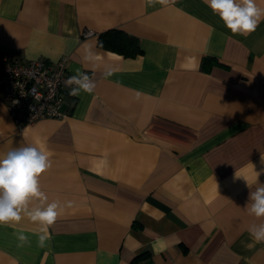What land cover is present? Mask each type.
I'll return each instance as SVG.
<instances>
[{
    "label": "crops",
    "instance_id": "1",
    "mask_svg": "<svg viewBox=\"0 0 264 264\" xmlns=\"http://www.w3.org/2000/svg\"><path fill=\"white\" fill-rule=\"evenodd\" d=\"M110 29L141 53L99 48ZM63 57L96 84L68 90L66 118L19 131L0 92V155L33 145L52 161L28 210L62 205L44 247L23 213L0 224V264H264L248 211L264 186V21L243 36L204 0H0V59Z\"/></svg>",
    "mask_w": 264,
    "mask_h": 264
},
{
    "label": "clouds",
    "instance_id": "2",
    "mask_svg": "<svg viewBox=\"0 0 264 264\" xmlns=\"http://www.w3.org/2000/svg\"><path fill=\"white\" fill-rule=\"evenodd\" d=\"M152 4L154 0H148ZM162 5H168L172 0H158ZM207 6L223 22L233 35L247 36L254 32L261 21H264V8L257 5L256 0H204ZM102 46V45H101ZM94 53L91 46L86 49L85 61H91ZM106 76L112 75L109 69ZM70 96H79L81 92L93 93L96 87L93 79L79 70L64 81ZM264 164V156L261 157ZM52 167L49 154L33 145L20 146L0 155V224L19 222L22 213L30 221L39 223L42 228L38 236V245L44 247L51 239L48 226H51L60 215L62 205L59 201L47 203L46 207H35L28 210L33 198L46 202L48 197L41 191L40 176ZM264 171V170H262ZM260 175V173H257ZM249 214L257 218L264 217V186L256 188L249 195ZM72 202H68L71 206ZM249 233L256 243H264V223L253 224ZM21 242H28V236L20 234Z\"/></svg>",
    "mask_w": 264,
    "mask_h": 264
},
{
    "label": "built area",
    "instance_id": "3",
    "mask_svg": "<svg viewBox=\"0 0 264 264\" xmlns=\"http://www.w3.org/2000/svg\"><path fill=\"white\" fill-rule=\"evenodd\" d=\"M91 34L86 31L84 36ZM69 76L65 57L56 63L40 59H0V92L19 131L42 119L67 117L61 105L69 90L64 85Z\"/></svg>",
    "mask_w": 264,
    "mask_h": 264
},
{
    "label": "trees",
    "instance_id": "4",
    "mask_svg": "<svg viewBox=\"0 0 264 264\" xmlns=\"http://www.w3.org/2000/svg\"><path fill=\"white\" fill-rule=\"evenodd\" d=\"M97 46L103 50L110 51L124 57H133L141 53L137 39L134 36L118 29H110L101 33L98 36ZM210 61L211 60H208L206 63H210ZM135 260L133 262H135Z\"/></svg>",
    "mask_w": 264,
    "mask_h": 264
}]
</instances>
